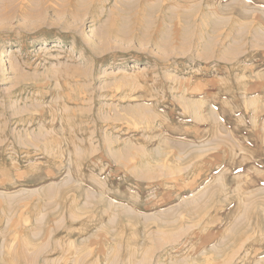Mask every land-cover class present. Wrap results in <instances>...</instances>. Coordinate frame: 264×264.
<instances>
[{
	"label": "rangeland",
	"instance_id": "374dc122",
	"mask_svg": "<svg viewBox=\"0 0 264 264\" xmlns=\"http://www.w3.org/2000/svg\"><path fill=\"white\" fill-rule=\"evenodd\" d=\"M0 264H264V0H0Z\"/></svg>",
	"mask_w": 264,
	"mask_h": 264
}]
</instances>
